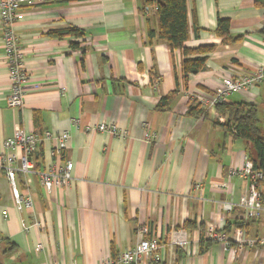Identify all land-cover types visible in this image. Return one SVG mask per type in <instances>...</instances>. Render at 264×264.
<instances>
[{
  "label": "crops",
  "instance_id": "obj_1",
  "mask_svg": "<svg viewBox=\"0 0 264 264\" xmlns=\"http://www.w3.org/2000/svg\"><path fill=\"white\" fill-rule=\"evenodd\" d=\"M144 1L27 0L15 24L28 72L22 108L7 103L12 86L0 22V153L8 152L5 141L20 126L42 138L39 168L74 164L70 182L51 191L37 174H18L21 192L34 201L24 210L0 170V263L101 264L134 246L138 227L148 224L162 240L172 228L191 235L188 250L169 248L152 264H264L260 243L245 244L237 256L220 242L202 246L209 224L232 238L236 225L226 232L228 222L250 221L245 236L264 237V213L246 219L238 206L224 211V201L237 202L247 189L245 179L229 175L242 167L247 143L225 131L217 109L188 93H213L224 77L249 74L264 63V10L254 0H187L186 45L216 49L185 83L181 52L158 36L150 42L156 7L143 10ZM219 17L230 19L232 33H245L241 43L225 44L213 32ZM71 27L82 29L84 39L55 35ZM71 40L85 51L72 48ZM175 90L168 107L159 109L162 97ZM227 100L254 103L264 135V81ZM104 121L125 135L93 130ZM64 131L70 139L55 157L56 140L44 134ZM261 190L264 200V181Z\"/></svg>",
  "mask_w": 264,
  "mask_h": 264
},
{
  "label": "built area",
  "instance_id": "obj_2",
  "mask_svg": "<svg viewBox=\"0 0 264 264\" xmlns=\"http://www.w3.org/2000/svg\"><path fill=\"white\" fill-rule=\"evenodd\" d=\"M27 0H0V22L3 29L2 39L5 46V53L9 76L11 81V93L7 97V103L12 108H22L25 103V95L28 90V72L24 66L23 53L21 51L20 38L16 33L15 24L21 6ZM264 81V63L249 74L237 75L235 77H224L221 85L213 93H193L204 107L216 109V106L227 100L234 93H243L257 88ZM38 88L39 85H35ZM189 95V96H190ZM93 130L107 132L117 136H124L125 132L119 129L115 123L101 122ZM45 138H53L56 145L52 154L55 157L62 155L70 139V133L64 131L60 134L46 132ZM148 139L151 134L146 133ZM42 138L34 132H29L17 126L14 134L5 141V148L8 152L0 153V170H2L12 188V193L16 204L20 210L33 209L34 201L30 193L23 194L18 186V174L26 175L35 173L38 175L41 185L51 191L55 187L67 185L72 179L74 164L67 160L64 165L51 163L44 168L37 166L36 159L39 155ZM230 176H239L247 181V189L237 202L224 201L222 206L224 211L231 212L235 206L240 207L246 219L259 218L264 213V200L262 196L261 184L264 181V173L254 167L253 161L247 156L240 169L231 168ZM199 190L201 185L196 186ZM7 216L8 212L3 211ZM35 224L43 225L36 221ZM31 225H26L30 228ZM137 234L138 242L119 252L116 256L103 260L101 264H152L161 262L165 256V251L169 248L182 247L186 250L191 245V235L185 228H172L168 231L167 240L158 237L157 231L150 225H140ZM206 237L223 243L232 255L237 256L244 249L245 244L254 246L258 243L264 246V237L260 239L245 236V230L235 227L234 237L220 230L214 224H209L205 230ZM232 243L234 245H232ZM42 245H38L41 248ZM48 264H61L58 261L50 260Z\"/></svg>",
  "mask_w": 264,
  "mask_h": 264
},
{
  "label": "trees",
  "instance_id": "obj_3",
  "mask_svg": "<svg viewBox=\"0 0 264 264\" xmlns=\"http://www.w3.org/2000/svg\"><path fill=\"white\" fill-rule=\"evenodd\" d=\"M254 3L257 8L264 10V0H254ZM144 4L143 10H145L146 6L150 5L156 7L158 27L157 29H149L148 35L151 39L150 42H152V38L158 36L161 40L166 42L172 50H179L181 52L182 70L184 73L183 80L186 83L191 74L198 73L206 68L209 55L216 49V45L207 44L197 48L186 45V42L190 39L187 0H145ZM199 30V27H195L197 33ZM62 32L64 33H56L55 35L60 37L73 35L76 39L81 38L82 40L85 37V32L78 27L67 28ZM213 32L218 37L222 38V42L225 44L241 43L245 37V33H232L230 19L222 17L218 18L217 25L213 29ZM261 32L264 33V27ZM70 44L72 48L83 49V52L86 49L80 45L81 42L78 40H71ZM83 62L82 59V63ZM176 93L177 91L175 90L169 95L163 96L158 106L159 109H166ZM216 109L220 115L225 117V121L221 123L225 131L232 134L234 137L242 138L246 141L247 156L253 161L255 169L261 170L264 173V135L260 125L257 106L254 103L244 100H225L218 104ZM190 113L195 114V111L191 110ZM39 156L40 155H38V157ZM249 222H228L225 231H230L233 225L245 230L248 228V225H250ZM183 227L192 226L190 223H186ZM212 242L218 241L210 239L206 237V235L201 239L202 246L205 244L210 245ZM7 243H9V241H7ZM232 245L234 244L232 243ZM201 249H203V247Z\"/></svg>",
  "mask_w": 264,
  "mask_h": 264
}]
</instances>
